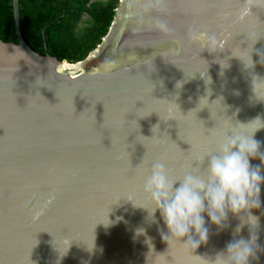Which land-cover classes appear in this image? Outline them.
<instances>
[{"label":"water","instance_id":"95a60500","mask_svg":"<svg viewBox=\"0 0 264 264\" xmlns=\"http://www.w3.org/2000/svg\"><path fill=\"white\" fill-rule=\"evenodd\" d=\"M12 9L17 41L0 39V264H211L248 239L250 225L235 234L238 217L218 230L204 214L208 241L195 252L187 238L164 240L143 185L161 155L181 158L176 146L217 154L228 134L264 123L250 87L264 78V38L243 34L250 23L264 30V0H119L106 35L76 62L34 51L18 0ZM253 139L264 153V127ZM142 143L148 170L130 176ZM250 165L264 176L258 158ZM260 200L249 264H264V184Z\"/></svg>","mask_w":264,"mask_h":264},{"label":"clouds","instance_id":"9594fccd","mask_svg":"<svg viewBox=\"0 0 264 264\" xmlns=\"http://www.w3.org/2000/svg\"><path fill=\"white\" fill-rule=\"evenodd\" d=\"M161 30L166 31L164 26H161ZM191 39L206 42V37L195 32L191 34ZM245 67L251 68L252 64ZM250 87L252 97L264 101V78L253 75ZM257 121L261 126L255 127L251 136L228 134L219 152L207 157L206 176L187 174L174 187L176 182H169L163 162L151 163L143 191L154 206L151 217L158 210L168 230L169 235L162 234L164 240L170 237L182 242L187 238L183 243L190 245L195 252L208 241L204 214L218 230L226 227L228 215L231 214L240 220L235 234H239L245 224L250 225L248 239L230 242L226 251L218 253L211 264H249L250 260L257 259V252L260 251L256 231L259 217L253 215L252 210L261 207L264 176L260 167L250 165V159L258 158L264 165V153L260 152L259 142L253 139L254 133L264 127V123L257 118L247 124L253 125ZM143 232V229L136 230L137 235ZM193 235L197 239L194 240Z\"/></svg>","mask_w":264,"mask_h":264},{"label":"trees","instance_id":"16d2710c","mask_svg":"<svg viewBox=\"0 0 264 264\" xmlns=\"http://www.w3.org/2000/svg\"><path fill=\"white\" fill-rule=\"evenodd\" d=\"M119 0H18L20 30L40 54L76 62L106 35ZM86 20L81 22V18ZM0 39L16 42L12 0H0Z\"/></svg>","mask_w":264,"mask_h":264},{"label":"snow or ice","instance_id":"6c2138e0","mask_svg":"<svg viewBox=\"0 0 264 264\" xmlns=\"http://www.w3.org/2000/svg\"><path fill=\"white\" fill-rule=\"evenodd\" d=\"M202 7L208 8L210 6L205 5ZM261 20L262 22H264V18H261ZM262 29H264V23H262ZM252 33H256L258 39L264 38V30L257 32L256 27L250 23L249 25L245 26V30L243 34L244 36L247 37ZM182 43L184 42L182 41ZM182 54L184 56H188L189 58H191V51L189 50V46L187 44H185L184 49L180 53V55ZM197 54L200 55L199 52H197ZM205 135H207V133H205ZM188 144L191 145V148L187 152L181 151L178 146H176V148L173 149V151L176 152V154L181 157L179 160L175 159L173 156H169L167 153L159 157L161 160L164 161L163 164L165 166V170L170 183L183 180L184 176L187 174L200 175V176L204 175V171H205L204 163L207 160V157L210 154H212V151L214 150V145L209 144L207 149L201 148L199 151H197L196 148L191 143ZM145 149L146 152L143 160L135 167L132 166L129 158L128 174L130 176L141 175L144 171L148 170L146 168V165L150 164V159L148 157V148L146 146Z\"/></svg>","mask_w":264,"mask_h":264},{"label":"flooded vegetation","instance_id":"af4514ba","mask_svg":"<svg viewBox=\"0 0 264 264\" xmlns=\"http://www.w3.org/2000/svg\"><path fill=\"white\" fill-rule=\"evenodd\" d=\"M117 6H118V3H117ZM84 20H86V16H83V17L81 18V22H83Z\"/></svg>","mask_w":264,"mask_h":264}]
</instances>
